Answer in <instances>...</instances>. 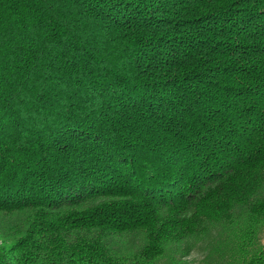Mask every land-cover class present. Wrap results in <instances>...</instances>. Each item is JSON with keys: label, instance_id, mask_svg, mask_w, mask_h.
I'll use <instances>...</instances> for the list:
<instances>
[{"label": "trees", "instance_id": "1", "mask_svg": "<svg viewBox=\"0 0 264 264\" xmlns=\"http://www.w3.org/2000/svg\"><path fill=\"white\" fill-rule=\"evenodd\" d=\"M264 264V0H0V264Z\"/></svg>", "mask_w": 264, "mask_h": 264}, {"label": "rangeland", "instance_id": "2", "mask_svg": "<svg viewBox=\"0 0 264 264\" xmlns=\"http://www.w3.org/2000/svg\"><path fill=\"white\" fill-rule=\"evenodd\" d=\"M206 250L203 246L195 247L189 255L185 258L184 264H212L213 260L207 261L204 257Z\"/></svg>", "mask_w": 264, "mask_h": 264}]
</instances>
